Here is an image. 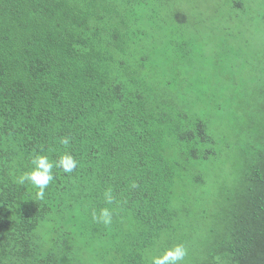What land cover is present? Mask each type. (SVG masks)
Listing matches in <instances>:
<instances>
[{
	"label": "trees",
	"instance_id": "trees-1",
	"mask_svg": "<svg viewBox=\"0 0 264 264\" xmlns=\"http://www.w3.org/2000/svg\"><path fill=\"white\" fill-rule=\"evenodd\" d=\"M112 6L0 0V264H109L111 243L123 264L176 244L183 264H264V101L225 105L215 135L178 93L181 68L126 52L145 32ZM63 153L77 168H54L43 201L16 182L35 155ZM102 208L110 226L93 221Z\"/></svg>",
	"mask_w": 264,
	"mask_h": 264
},
{
	"label": "rangeland",
	"instance_id": "rangeland-1",
	"mask_svg": "<svg viewBox=\"0 0 264 264\" xmlns=\"http://www.w3.org/2000/svg\"><path fill=\"white\" fill-rule=\"evenodd\" d=\"M109 2L112 11L120 6L119 11H131L141 20L139 25L145 33L138 38L130 33L124 44L126 52H135L136 57L146 55L149 61L153 59L150 54L156 52L158 68H181L188 85L177 89L178 93L199 105L189 111L208 118L215 135L221 137L227 123L225 105L241 99L246 103L264 101V0ZM216 106H222L221 110ZM199 169V165L190 166L187 173L194 178ZM49 236L44 232L46 241ZM47 248L45 244L43 249ZM118 249L129 251L111 243L100 253L109 264H123ZM84 264L99 263L97 258L87 257Z\"/></svg>",
	"mask_w": 264,
	"mask_h": 264
},
{
	"label": "clouds",
	"instance_id": "clouds-1",
	"mask_svg": "<svg viewBox=\"0 0 264 264\" xmlns=\"http://www.w3.org/2000/svg\"><path fill=\"white\" fill-rule=\"evenodd\" d=\"M60 142L63 145H68L69 138L65 137ZM31 164L33 167L16 177V182L20 185H24L26 182L29 183L36 189L35 199L43 201L45 199V190L55 179L53 169L58 168L63 173L70 174L77 168L78 161L69 153L61 154L55 161L51 160L47 155L38 154L33 157ZM105 201L106 203L113 202L111 191L105 193ZM113 214V210L102 208L99 215L93 212L92 218L94 222L110 226L113 222ZM187 255V248L183 244H176L171 248L165 249L161 255L153 256L151 264H183Z\"/></svg>",
	"mask_w": 264,
	"mask_h": 264
}]
</instances>
